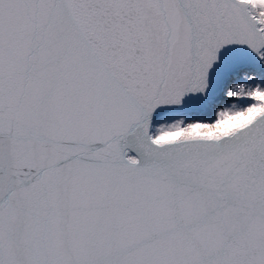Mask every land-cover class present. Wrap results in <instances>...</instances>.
I'll return each mask as SVG.
<instances>
[{
    "label": "snow or ice",
    "instance_id": "snow-or-ice-1",
    "mask_svg": "<svg viewBox=\"0 0 264 264\" xmlns=\"http://www.w3.org/2000/svg\"><path fill=\"white\" fill-rule=\"evenodd\" d=\"M0 264H264V0H0Z\"/></svg>",
    "mask_w": 264,
    "mask_h": 264
}]
</instances>
